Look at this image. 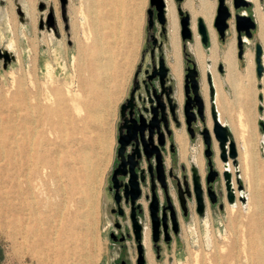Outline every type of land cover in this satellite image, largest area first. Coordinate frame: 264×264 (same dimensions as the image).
Here are the masks:
<instances>
[{
  "label": "rangeland",
  "instance_id": "374dc122",
  "mask_svg": "<svg viewBox=\"0 0 264 264\" xmlns=\"http://www.w3.org/2000/svg\"><path fill=\"white\" fill-rule=\"evenodd\" d=\"M210 2L214 17L217 0ZM148 5L149 0H67L62 11L59 0H0V145L4 148L0 165L6 168L0 172V264H109L104 186L114 153L118 108L143 47ZM257 5L264 11V0H257ZM50 11L55 29L45 26ZM212 28L217 52L210 59L211 42L207 48L201 45L204 67L215 69L220 86L225 87V101L233 99V90L223 52L234 43L237 75L252 54L254 81L251 88L243 85L244 114L236 106L223 117L232 120L236 131L231 136L249 203L236 200L231 211L224 200L223 211L208 209L203 217L192 212L188 220L180 217L178 234L164 246L159 260L150 252L148 264H264V149L258 141L264 134L260 125L264 119L261 77L254 61L257 31L238 59L235 38L221 43ZM5 53L8 59L2 56ZM220 64L222 74L217 70ZM96 109L102 111L98 118L91 113ZM245 114L250 122L244 130L239 121L246 120ZM237 135L251 144L256 169L254 163L243 162ZM62 137L66 143L54 146ZM198 141L202 144L200 137L192 144ZM16 145L24 146L20 154ZM35 152L51 156L55 168L38 169L32 182L40 203V223L34 224L27 220L23 175L26 156ZM89 176L92 197L86 191ZM31 227L38 229L35 245L29 237Z\"/></svg>",
  "mask_w": 264,
  "mask_h": 264
},
{
  "label": "flooded vegetation",
  "instance_id": "af4514ba",
  "mask_svg": "<svg viewBox=\"0 0 264 264\" xmlns=\"http://www.w3.org/2000/svg\"><path fill=\"white\" fill-rule=\"evenodd\" d=\"M165 1L162 22L154 8H151L150 18L147 15L149 5L146 9L143 47L131 75L126 95L118 108L114 153L103 196V206L108 220L106 232L109 241V264H148L150 252L156 260H159L164 246H169L174 236L178 234L180 217L188 220L192 212L198 217H203L208 209L223 211L226 200L225 185L221 178L219 182L213 184L216 200L213 204L210 202L206 193L205 157L203 174L193 163L189 167L184 163L178 164L175 137L182 128L186 131L182 106L186 101L185 86L189 87L185 84L186 69L192 67L191 61L196 62L189 47L194 43L195 36L191 29L193 24L191 14L181 8L184 0L180 2L172 0L182 59L183 74L179 80L171 68L174 60L168 27L167 0ZM244 1L249 5L231 10L232 16L236 13L248 15L255 22V29L251 30L250 38H247L243 32L240 34L243 52L247 44L245 39L252 40L258 28L253 12L254 3L251 0ZM225 3L231 7V0H225ZM182 20H186V26L190 31V37L185 40L182 39L181 33ZM199 22L207 26L201 16L194 20L195 34L200 42V36L196 32ZM228 22L231 27L233 21L230 19ZM232 37L236 41L237 33L230 28L223 40L218 39L224 43ZM207 45L202 46L207 48ZM200 93L205 102L201 86ZM177 105L180 106L178 110ZM208 113L206 108L205 122L202 124L198 121L196 128L208 127L207 121L210 117ZM174 114L178 115V119L182 122L179 128L175 125ZM209 119L211 120V117ZM211 126L208 128L211 129ZM187 135L189 136L188 133ZM197 137L201 138L197 135L194 139ZM194 139L190 138L191 141ZM192 166L196 167L201 177L204 211L202 216L197 213L193 194L188 196V190L183 184L179 194L174 186V172L180 179L184 172L191 185ZM182 168L185 171L182 172ZM234 173L236 174V171ZM235 183L237 186L236 180ZM175 228L177 232H174Z\"/></svg>",
  "mask_w": 264,
  "mask_h": 264
},
{
  "label": "water",
  "instance_id": "95a60500",
  "mask_svg": "<svg viewBox=\"0 0 264 264\" xmlns=\"http://www.w3.org/2000/svg\"><path fill=\"white\" fill-rule=\"evenodd\" d=\"M61 4L62 11L64 10V5L67 0H59ZM177 2H180L181 0H175ZM249 5L248 2L244 0H231V7L225 3V0H217L215 15L212 21V25L218 35V38L220 40H223L224 37L229 32L230 28H233L234 31L237 33L236 37V47L238 49L237 51V57L238 59H241L243 56V42L241 40L240 34L243 32L247 38H250L251 30L255 29V22L252 19L251 16L248 15H240L239 13H236L232 16L231 10H237L241 6ZM43 5L39 6L42 8ZM166 7L165 0H149V9L147 10L148 18H150L151 8H154L158 12V17L161 20V17L163 16L164 10ZM179 14H181L179 10ZM232 20L233 23L231 24V27L229 25L228 20ZM39 26L42 28L43 23L41 22ZM45 26L50 29H55V18L52 11H50L45 20ZM196 32L200 36V42L203 46H206L208 42H210V35L207 30V27H205L201 22H199V25L196 28ZM181 33H182V39H186L190 37V31L186 26V20H182L181 22ZM5 59H8V54L2 55ZM254 61L256 65V75L258 77H261L262 73L264 72V65L262 64V46L260 43H257L255 45L254 50ZM192 67L186 69V75H185V84L189 85L185 86V96L186 101L184 102V105L182 106V112L184 117V125L186 127V131L189 134L191 139H194L197 135L201 136L202 142L204 144V157L206 158V165H207V172L205 177V184H206V193L210 199V202L213 204L216 200V195L214 190L212 189L213 184L220 181L222 178L225 185V191H226V200L227 203L232 205L235 202V195H234V189L232 188V176L231 172L227 169L226 164L231 161L233 167L236 168L237 162V149L236 144L232 139L231 133L229 131V128L225 125H223L216 114V110L213 105V94H212V79L210 73H206V83L209 86V100H210V106H209V113L212 121L211 129L204 126L202 129L196 128V125L199 122L204 124L205 122V112H206V106L205 102L201 96L200 93V86L202 85V74L201 71H198V66L196 65L195 61H191ZM218 71L219 73H223V67L222 65H218ZM189 88V89H188ZM190 93V94H189ZM177 110L180 108V106L177 105ZM176 116V117H175ZM178 115L174 114V121L176 127H181L182 122L180 119H178ZM262 128H264L263 123L260 124ZM216 142V147L218 149V154L216 155V151L214 148V144ZM221 161L223 164V170L220 171L217 168L216 160L214 158ZM185 171L182 168V172ZM237 182V189L239 191L242 190V185L240 184V181L236 179ZM181 184H183L184 188L188 190V196H191L193 194L196 204H197V213L198 215H203V201H202V182L201 177L198 174V170L195 166H192L191 168V185L188 181L187 175L183 172L181 179L177 176V174L174 172V186L177 188L178 193L181 192ZM240 201L244 202V198L240 197ZM222 208V205H221ZM165 209V208H164ZM174 232H177L176 228L174 229Z\"/></svg>",
  "mask_w": 264,
  "mask_h": 264
},
{
  "label": "bare ground",
  "instance_id": "6f19581e",
  "mask_svg": "<svg viewBox=\"0 0 264 264\" xmlns=\"http://www.w3.org/2000/svg\"><path fill=\"white\" fill-rule=\"evenodd\" d=\"M251 1L254 3V6H255L254 7V15H255V19H256L257 27H258L256 36H257V39H258L260 45L262 46V64L264 65V11L261 10L262 8L260 9V7L257 5V0H251ZM201 5H202L201 14L203 15V18L206 22L207 30L209 32L210 40H211V44H212L211 49H208V50H210L209 51L210 52L209 58L215 59V55L217 52V44H216V36H215L214 30L212 28L213 5L211 4V2H208L207 0H201ZM167 13H168V21H169L168 27L170 29V44H171V49H172V57L174 60L171 63V68H172V71L174 72V74H177L181 68L180 45H179V39H178V25H177V20L175 17L174 4H173L172 0H167ZM0 18H1V14H0ZM191 29L194 32L195 38H194V43L192 45H190L189 47H190V50L192 51V53L194 55L195 60L198 61L199 65H200V70H201V74L203 77L202 85H201V91H202L203 97H204L205 102H206L207 112L209 110L210 100H209V86L206 83V73L209 72L211 75V79H212L213 105H214V108L216 110L217 117L223 125H225L229 128L230 133L231 134L233 133V135H234V133L236 134V131H235V128L233 126L232 120L227 119V120H229V121H227L223 117L225 116V114H227L228 110L232 109L233 107L238 106L241 109V112L244 110V106H245L244 102L245 101H243L244 96L242 94L244 93L245 87L243 85L247 84V86H249L251 88L253 86V81H254L253 80V72H252L253 71L252 54H249L248 57L246 58V65L244 67L243 73L237 75L235 73V71H238V70H237V65H236V61H235L234 43L233 42L230 43L227 46L226 50L223 52L222 60L225 64V69L227 71V74L226 73L225 74L227 77V81L230 83L232 90H233V99L230 100L229 102L225 101L224 100V90H225L224 88L225 87L220 86V81H219V78H218V75H217L215 69L209 65L204 67L205 55H204V51L201 47V44L199 42V39L197 38V36L195 34L194 22L192 24ZM245 41L248 43V40L245 39ZM260 83H261L262 105H263V107H262L263 108L262 118L264 119V73L260 78ZM91 113L94 116V118H98L102 115V111H98V109H96L95 111H91ZM242 113L244 114V111ZM239 115H241V114H239ZM245 117H246V120L243 121V119H240V121H239V125L244 130H245L247 124L250 122L249 115L245 114ZM47 123L52 127L53 122L50 119L47 120ZM63 123L64 122H62L61 125H63ZM208 126L209 127L211 126V120L209 118H208ZM65 139L66 138L62 137V139L60 140V143H56V144L54 143V146L58 145V147H60L61 144L63 146L66 143ZM237 139H238L237 142H239V147L241 148V156H242L243 162L254 163L253 161L255 160L254 159L255 153L252 152V150H251V147H250L251 144L244 138L243 135H241V136L237 135ZM258 141H259V144L264 149V134H261L258 137ZM47 146H48V144H47ZM108 146L109 145H107L106 147L108 148ZM214 148H215L216 155H217L218 149L216 147V144H214ZM49 149H51V148H48V150ZM21 150H24V146L19 147L16 145V151H18L19 154H20ZM3 152H4V148L2 145H0V156L3 154ZM49 155H51V152L49 153ZM25 160H26L27 172L23 176L25 178V183H26V187H25L26 188V196H25L23 202H25L26 206H27L26 210H28V213H27L28 214L27 215L28 222L35 224V223H40V221L38 220V217H37V215L39 213L38 206L40 203L34 194L35 185L32 182L35 179L34 177H37L36 173H37L38 169H40L41 172H44L47 169H49L51 171L55 168V166L53 164V160H52L51 156L50 157H41L39 155V153H37V152L32 153V154H28L26 156ZM0 162H1V157H0ZM15 162L16 163H14V166H15V168H18L19 163L16 159H15ZM87 164L88 165L90 164L89 161L87 162ZM251 165L252 166L254 165V167L256 169V167H257L256 163L251 164ZM91 167H92L91 165L88 166V168H91ZM226 167L231 172L232 188L234 189L235 202H236V200L240 201V197H243L244 200L246 199V202L248 201V203H249V198L247 197L248 195H245V192L243 190L239 191L237 189V186L235 188L236 183L234 181L236 179H235V177H233L232 170L235 171L236 168L231 166L230 163L229 164L227 163ZM217 168L220 171H222L223 170V164L219 163ZM5 170H6L5 166L0 165V172H3ZM91 170H92V168L90 169V172L92 173ZM89 175L91 176V174H89ZM90 176H89V182L86 185V191L88 190V194L91 195V197H92V196H94V194H93L94 193V185L92 184L93 182L90 181ZM96 180H98V179H96ZM87 200L89 201L90 199H87ZM90 204H91V202H90ZM230 206H231V211H232L233 205H230ZM249 208H250V205H248V209ZM91 209H93L92 206H91ZM37 230L38 229H34V227H31V229H30L29 237L32 239V241H31L32 245L36 244L35 234H36ZM149 256H150V253H149Z\"/></svg>",
  "mask_w": 264,
  "mask_h": 264
},
{
  "label": "crops",
  "instance_id": "0c3cea01",
  "mask_svg": "<svg viewBox=\"0 0 264 264\" xmlns=\"http://www.w3.org/2000/svg\"><path fill=\"white\" fill-rule=\"evenodd\" d=\"M207 1L210 2V0H207ZM181 8H182V10H185V11L189 12L190 14H192L191 17L193 16L192 17L193 22L196 19V17H198V16L203 17V15L201 14V10H202L201 0H184L182 5H181ZM175 17H176V13H175ZM176 20H177V18H176ZM178 39H179V33H178ZM179 42H180V40H179ZM180 61H181L180 71H178V73L175 74L179 80H181L182 74H183L181 54H180ZM207 125H208V121H207ZM175 142L177 145L178 164L184 163L187 167H189L190 164L193 163L196 166H198L199 171L202 173L203 166H204V156H203V146H202L201 142L198 141L196 146L194 144H192V141L190 140V138L187 135L184 128H182L180 130V132L176 134ZM237 153H238V151H237ZM236 162H237V159H236ZM229 163L231 164V161H229L228 164ZM239 167H240V165L237 162L236 169H235V171H236L235 177L238 178L240 182H242V175H240V173H239V170H240ZM233 177H234V175H233ZM244 192H245V195L248 194V193H246V191H244Z\"/></svg>",
  "mask_w": 264,
  "mask_h": 264
}]
</instances>
